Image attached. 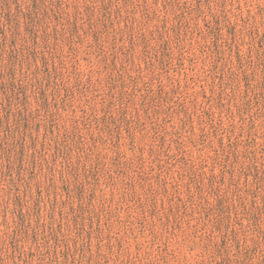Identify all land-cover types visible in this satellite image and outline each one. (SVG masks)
<instances>
[{
  "label": "rangeland",
  "instance_id": "1",
  "mask_svg": "<svg viewBox=\"0 0 264 264\" xmlns=\"http://www.w3.org/2000/svg\"><path fill=\"white\" fill-rule=\"evenodd\" d=\"M0 264H264V0H0Z\"/></svg>",
  "mask_w": 264,
  "mask_h": 264
}]
</instances>
